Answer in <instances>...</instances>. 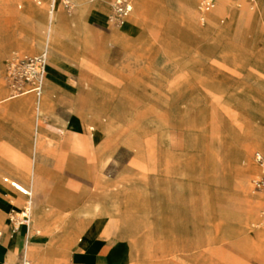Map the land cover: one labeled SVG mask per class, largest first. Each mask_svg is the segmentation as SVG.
<instances>
[{
	"label": "rangeland",
	"instance_id": "1",
	"mask_svg": "<svg viewBox=\"0 0 264 264\" xmlns=\"http://www.w3.org/2000/svg\"><path fill=\"white\" fill-rule=\"evenodd\" d=\"M129 1L134 8L121 23L110 19L113 0L56 4L60 15L79 16L80 32L67 42L56 93L46 98L40 122L75 135L43 142L54 150L53 187L32 197L42 218L34 226H59L38 250L43 263L66 264L91 216L121 227L114 238L125 243L129 264H264V242L256 238L264 227V200L242 197L236 185L240 168L251 165L250 192L264 194L254 187L260 168L253 157L264 151L255 147L245 160L242 148L246 141L264 145L260 13L251 10V27L242 36L228 21L238 5L205 20L199 0L200 13L188 25L181 13L160 7L165 0H145V13L130 24L137 5ZM52 5L0 0V81L9 95L15 93L11 62L30 55L20 53L21 21L44 26ZM45 96L44 87L41 96L18 97L32 99L38 117L37 102ZM14 191L23 197L16 213L30 207V225L29 196ZM23 259L36 264L29 253L18 262Z\"/></svg>",
	"mask_w": 264,
	"mask_h": 264
},
{
	"label": "crops",
	"instance_id": "2",
	"mask_svg": "<svg viewBox=\"0 0 264 264\" xmlns=\"http://www.w3.org/2000/svg\"><path fill=\"white\" fill-rule=\"evenodd\" d=\"M144 1L145 0H135L137 6L134 15L128 19L130 24H133L137 18H141L145 13ZM52 2H54V0H52ZM113 2L111 3L112 9ZM239 2L243 3L245 7H248L243 0H217L216 8L224 7L227 9L228 6L238 5ZM77 6L82 8V4ZM51 7L52 11L49 9V16L51 13L55 14L54 30L48 33V26L50 25L49 16L48 23L44 26L40 25L39 27L33 26L32 19L24 18L21 21V29L17 36L18 42L20 43V53L30 55H35L33 54L35 51L30 50L27 44H44L45 38L52 39L57 45L55 51L61 60V63L49 62L51 71L49 75H47L44 84L46 96L43 99L40 98L37 102L38 117L35 113L36 109L33 106L32 99L21 100L18 96L7 94V87L0 81V97L9 96L8 99L0 100V264H19L20 262L18 261L21 260L25 252L26 254L29 252H32L33 255L37 254L36 264H44V260L41 255H39L38 250L43 245H46V234L59 227L56 224L53 225V228H38L34 226V221H40L42 218L39 215L41 206L38 201L35 202L32 197L34 194L38 196L41 193H45L44 189L53 187V182L49 180V175L53 173L52 157L54 150L43 142L55 138L61 141H69L75 134L70 132L68 128V133L60 134L58 132H53L46 123L43 125L40 122V117L46 108V98L54 96L56 93L59 77L57 71L63 64L67 42L70 41L74 33H79L80 30L79 16L64 17L57 11V6L54 7V5H52ZM160 7L164 10L181 13L183 19L186 20V22L188 20V25L194 24L197 19V3L194 0H165L164 4L160 3ZM239 10L240 7L238 6L234 10L233 16L229 17L228 21H232L234 24ZM256 10L260 13V17L262 18L264 6H262V8H256ZM249 15L247 30L251 27L253 21L251 18L252 12ZM59 17L64 20H61ZM126 28L127 26L125 25L123 29L117 30L115 33L122 32V30L124 31ZM258 31L259 30H257V32ZM256 36L260 37V33L258 32ZM3 70L4 65L2 59H0V73L3 72ZM67 120L64 124L65 127H67ZM42 146L43 148L39 149V147ZM255 147H257L255 144L246 141L242 145L244 155L248 157V153ZM11 182H15L20 188L27 190L29 193L31 192V198L28 197V202L31 201L32 204L31 224L38 229L35 234H32L31 224H17L13 226L11 223V221H13L11 219L12 212H17L19 208L15 202H21L23 198L14 191L20 192L12 186ZM7 183H9L12 188L9 187ZM236 185L241 188L242 197H248L257 201L264 200V194H251L249 181L241 179L239 172L237 174ZM63 187L64 186H61V188ZM21 194L24 195L23 193ZM67 217H69L70 221L76 223L78 221L77 217L72 214H69ZM49 219L52 218L49 217ZM87 220L90 222H87ZM108 220V218L105 219L106 222H108ZM85 221L86 222L83 224L80 223L85 225L86 228L81 232H77V244L73 247L70 259L66 264L130 263L129 253L128 249L125 247V243L119 242L114 238V236L116 237L121 234L118 233L119 231L117 229V227L120 229L121 227L112 221L111 223H106L99 218H95L91 221V216L86 217ZM122 226L127 229L129 225L122 224ZM112 227L117 229L116 234L110 232ZM257 232V240L264 242V227ZM237 243L236 246H239L242 242L239 241Z\"/></svg>",
	"mask_w": 264,
	"mask_h": 264
},
{
	"label": "built area",
	"instance_id": "3",
	"mask_svg": "<svg viewBox=\"0 0 264 264\" xmlns=\"http://www.w3.org/2000/svg\"><path fill=\"white\" fill-rule=\"evenodd\" d=\"M216 1L217 0H200V8L202 12L205 14L212 11L216 6ZM249 1L256 2V0ZM131 11L132 4L129 0H114L113 14L110 15V19L111 21L121 23ZM8 73L10 84L15 92L13 96L28 93H34L37 96H40L44 92L46 57L43 53L23 56L19 55L11 62ZM254 161L260 168V174L254 180V187L256 190H262L264 189V153L260 151L255 152ZM11 184L24 195H30L27 190L20 188L15 182H11ZM11 219L20 224H28L30 220V207H23L19 214L13 211ZM19 264H29V262L23 259Z\"/></svg>",
	"mask_w": 264,
	"mask_h": 264
},
{
	"label": "bare ground",
	"instance_id": "4",
	"mask_svg": "<svg viewBox=\"0 0 264 264\" xmlns=\"http://www.w3.org/2000/svg\"><path fill=\"white\" fill-rule=\"evenodd\" d=\"M58 1L59 0H54V2H53L54 7L56 6ZM194 1H196L197 5H198L197 6L198 14H196V16L198 17V15L200 13V10L198 8L199 7V0H194ZM81 4L82 3L80 2L78 5H81ZM238 6L240 7V10L238 12L239 14L237 15V19L234 21V26H233V28L231 30H233L235 33L237 31H240L242 36H243V32L245 30L247 31V24H248V21H249V17H250L249 14L251 13V10L252 9H256V8H262V6H264V0H256L255 5H250V7L249 6L245 7L244 4L241 3V2H239ZM133 8H134V6H132V9ZM215 8H216V6H215ZM225 11H227V9L224 8V7H219V8L213 9L212 11L204 14V19L206 20V18H205L206 14L210 15V16H214V15H216L218 13H223ZM49 18H50L49 19L50 20V25L48 26V33L50 31L54 30V28H55V14L51 13ZM257 30H259L258 32L260 33V37L264 39V14H263V17L260 18L259 21L257 22ZM211 31H212L211 28H208L207 29V34H209ZM56 46L57 45L55 44V42L52 39H50V38H45L44 44H41V43L27 44V47L30 50H33V51H36V49H41V48L44 49V52H41L46 57V76L44 78V84H45V80H46V77H47V74H48V70H49V63H48L49 62V58H51V61H53V62L60 63V58L58 57V54L55 51L56 50L55 49ZM18 96H21V95H18ZM8 97L9 96H2V97H0V100L8 99ZM261 139H262V142L264 144V136ZM256 146L259 149L264 151V145L263 146L262 145L261 146L260 145H256ZM247 159H248V157H246L245 160H247ZM253 169H254V167L251 166V165H247L246 167L240 168L239 174L241 175V179L249 181V176H251V172L253 171ZM29 194H30L29 198H31V192ZM28 204L31 206V209H32L31 201L28 202ZM22 226H25V225H22ZM58 228L59 227H57V228H55L53 230H56ZM51 241L55 242L56 240H51ZM49 242L50 241H48V239H47L46 244L49 243ZM29 254H31V257L33 258L34 261L37 260L36 259L37 258V254L33 255L32 252H29ZM27 256H28V254H27Z\"/></svg>",
	"mask_w": 264,
	"mask_h": 264
}]
</instances>
